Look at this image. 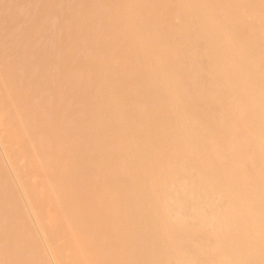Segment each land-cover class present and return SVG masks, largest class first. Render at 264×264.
I'll return each instance as SVG.
<instances>
[{"label": "bare ground", "instance_id": "6f19581e", "mask_svg": "<svg viewBox=\"0 0 264 264\" xmlns=\"http://www.w3.org/2000/svg\"><path fill=\"white\" fill-rule=\"evenodd\" d=\"M81 6L56 16L55 25L69 31L55 54L70 50L84 67L77 94L91 114L92 139L87 149L73 146L87 151L81 159L94 169L82 175L79 194L58 183L57 196L51 188L46 195L58 213L74 212L79 202L85 220L64 223L98 235L95 249L76 253L74 264H264V0ZM43 55L33 53L39 61ZM3 145L0 135L38 244L49 264H66L54 244L79 245L77 235L49 227L44 200L27 188ZM116 191L128 196L126 204L118 205ZM92 199L105 202L88 218ZM121 216L126 222L112 226ZM8 217L10 243L23 237L18 218Z\"/></svg>", "mask_w": 264, "mask_h": 264}, {"label": "rangeland", "instance_id": "374dc122", "mask_svg": "<svg viewBox=\"0 0 264 264\" xmlns=\"http://www.w3.org/2000/svg\"><path fill=\"white\" fill-rule=\"evenodd\" d=\"M43 1L0 0V135L4 148L9 145L8 148L13 150L16 166L24 175L27 188L36 199L44 200V217L49 218L45 219L49 227L56 228L61 234L77 235L79 245L71 246L65 238L54 244L55 247L61 244L59 248L64 262L74 264L76 253L95 249L98 235L91 236L81 226L64 223L68 219L74 222L85 220L83 213L81 215L77 211L79 202L71 205L70 210L74 212L58 213L60 210L46 195L51 188L52 198H55L58 183L79 194L82 175L93 165L81 159V154H87L86 150L80 153L73 146L79 141L87 149L92 139L91 114L81 103L82 96L77 94L86 81L84 67L76 58L69 56L70 50L55 54V51L66 47V33L69 31L66 24L61 27L55 25L56 16L62 11L81 10L82 0H46L40 11L38 4ZM84 17L85 14L78 16L77 21ZM74 45L76 43L69 49ZM38 48L44 50L42 61L33 57ZM126 67V72L133 71L131 66ZM90 91L86 84L85 92ZM24 103L28 106H23ZM82 126L86 128L80 131ZM70 158L73 159L71 162ZM7 165L0 151V264H49L38 244V232L27 212L22 192L12 177L14 169ZM55 173L62 178L56 179ZM113 196L118 205L128 201V196L122 191H116ZM7 199L11 200L10 205L6 204ZM104 202L103 199H92L86 209L90 213L87 217H95V210ZM4 203L9 205L11 213ZM8 216L18 218L16 230H20L23 237L20 239L18 236L10 243L5 239ZM123 221L126 222L124 216L114 218L111 225L119 226Z\"/></svg>", "mask_w": 264, "mask_h": 264}]
</instances>
